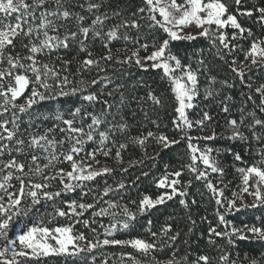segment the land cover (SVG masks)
Here are the masks:
<instances>
[{
    "label": "trees",
    "instance_id": "1",
    "mask_svg": "<svg viewBox=\"0 0 264 264\" xmlns=\"http://www.w3.org/2000/svg\"><path fill=\"white\" fill-rule=\"evenodd\" d=\"M92 2L101 5L99 10L88 11V0H63V7L83 15L85 26L90 25L96 15L107 12L108 18L104 20L103 32H107L117 24L133 20L139 24V28L121 27L120 38L113 40L110 44L116 59L113 61L101 60L99 68L92 66L88 70H80V61L86 57V53L79 51L78 44H72L69 49H60L58 52L52 53L51 56H41L40 59L55 63L57 67H62L61 62L56 59L57 55L63 57L64 60H70L71 63L67 65L68 72L65 73L72 81L69 88L87 86L88 91L75 96L38 103L29 113L21 116L19 135L20 138L27 141L29 134H42L51 128L54 129V133L49 135L54 134L57 139H61L65 134L59 132V127L65 126L54 119L55 114L59 112L66 119H71L70 112L81 105L87 112L94 113L102 119L103 123L99 126L98 131H105L111 125L121 123L127 124V128L123 132L114 129L109 140L103 146L99 144L98 134L95 135L94 140L86 143L83 146L84 151L80 153V157H85L88 163L92 164L93 169L108 168L111 170L110 173L86 182L82 190L77 189L74 192L63 194L54 201L37 205L38 211L34 210L27 218L22 215L15 217V223L9 229L8 236L10 239H14L17 230H23L22 225H31L34 220L42 218L44 225L49 228L72 224L74 225V234L83 233L86 239L93 240V242H95V238L101 241L104 239L132 240L139 238L155 242L157 249L146 256L129 245H106L75 257L42 256L27 261L18 258L21 260V264H132L127 260L129 254L135 257L138 264H155V261L167 264L173 258V254H175L176 264H195L200 255L209 256V264H222L219 258L225 254L229 257V264L231 262H235V264H264V240H259L248 231V227L251 226L264 228V204L258 203L256 207L247 204L240 205L243 174L238 171L239 168L259 164L261 157L258 153L264 149V126L257 125L253 130L249 128L256 119L264 121V111H261L262 97L256 91L257 88L264 85V61L252 65L251 58L245 59L252 42L264 40V23L259 22L260 13L255 11L256 8L264 7V0H241L240 5H236L234 0H222L228 6L229 13L236 15L238 22L244 28L250 29L252 33L251 36H248V33L245 32L243 38L237 36V39L232 40V34L236 30L227 27L223 32L228 36V49H224L218 40L216 46H213L212 39L216 36L213 33H210L209 37L198 35L195 40L179 39L170 42L169 50L180 59L181 65L190 66L198 75L199 94L193 101V107L186 110L187 118L193 126L187 128L181 125L182 131L173 124V120L178 117L174 111L177 104L171 92L168 78L163 77L162 69H153L150 64L147 66L143 64L141 67L134 62L125 64L117 62L130 56L131 52L136 49H139L141 57L147 56L153 51L151 45L154 42L167 38L166 33L159 26H152L153 22L149 19L152 13L138 12L139 8L146 7L144 0H92ZM45 7L55 8L56 5L50 0ZM245 10H252L253 15L251 17L241 15ZM117 12L119 15L114 14ZM38 15L39 12H37ZM156 15L159 19L158 13ZM36 23L39 21L37 20ZM56 24L65 26L60 28L61 34L65 28L76 31L78 27V22L75 19L56 20ZM124 34H127L128 40L123 39ZM89 37L86 44L93 52V58L99 59L106 54L102 41L99 38L92 39L91 33ZM23 42L27 43V39H24ZM16 43L15 51L22 55L26 54V49L21 47L19 38ZM143 43L149 45L147 51L140 47ZM117 49L120 51L117 52ZM201 59L205 62L203 66L199 63ZM233 60L236 61L234 66L244 70L243 82L231 71ZM176 72L181 74L180 69ZM104 76L109 77V80L102 81L95 86L89 84L91 80ZM210 77L215 78L211 84L209 83ZM81 80L85 82L84 85L79 84ZM206 89L212 93L207 99H205ZM88 92L97 93L101 102L89 105L83 101L82 95H86ZM149 92L158 96L162 103L156 105L149 100ZM102 101H107V104ZM225 107L228 108L227 112L224 111ZM205 112L211 119L204 121L202 125L197 124L196 121L202 119ZM3 118L5 117H0V119ZM76 119L75 126H81L80 117ZM230 120L237 121V127L243 136L247 137L246 140L230 139L234 130L229 124ZM90 122L91 117H87L83 121L85 125ZM253 131L260 135L259 141L254 138ZM149 132L154 134L153 137H147ZM161 134L167 136L169 140H178L179 143L165 148L155 139ZM137 137H147L143 147L135 142ZM209 137L214 138L209 139ZM189 143L197 149V152H193L188 147ZM121 144H124L125 147L120 148ZM66 147L67 144H65ZM100 147H103L105 151L110 149V154L105 156L102 152L97 151L95 160L86 157V153ZM209 148L212 149L210 153H207L209 159L218 169H222V172H212L199 159V155L206 153ZM117 150L120 151L119 158L116 156ZM235 153L240 154L241 161L235 160ZM12 155L17 156L16 153H12ZM193 155L197 157L195 163L192 160ZM7 159H9L7 154L0 157V160L6 161ZM17 159L23 161L25 157L20 155L17 156ZM260 166L264 167V165ZM56 168L68 171L70 163H58ZM192 168L197 171L193 172ZM200 171L206 172V178L196 179ZM175 172H180L181 175L179 177L169 175ZM47 174H54V169L47 170ZM2 175L3 173H0V176ZM166 175H168L169 181L179 180L180 183L176 187L178 191H184L186 195L183 197L177 195L171 200L166 199L162 205L141 214L138 211V204L144 195L154 199L162 193L171 191L168 187H157L159 180ZM209 182L222 195L210 190L206 186ZM11 183L13 187L9 189V192H15L18 182L13 179ZM50 183L52 188L47 189L48 191H56L61 187L57 180ZM121 183L124 184L123 188L119 187ZM105 187L112 189L107 196H103ZM250 191L253 192L254 187H250ZM83 193H87V195H83ZM262 193H264V188H262ZM0 195L3 193L0 192ZM101 197L103 198L101 199ZM180 199L186 201L187 207L179 203ZM217 199L221 201V204L216 203ZM71 200H76L78 203H91L95 207L85 211L80 217L57 216L52 219L47 215L54 213L53 204L63 209L65 203L62 202ZM107 201L115 202L118 205L115 209H109V213L121 214L114 217L112 215L95 216L94 213L98 212L100 208H108ZM4 202H7V198ZM230 202H234L235 206L232 207ZM125 206L130 212L136 214V219L130 222L129 228L120 229L118 227L112 236H105V229L112 223L126 219L121 212ZM24 207L25 205L22 204L21 208ZM218 214L224 216L226 223L220 222ZM50 219L51 223H48ZM86 219L89 220L87 227L83 224V220ZM77 220L81 222L77 223ZM165 226L171 227L168 236L179 234L174 242L169 241L168 236L162 234V229ZM210 228L228 234L232 233L233 229H240L250 238L239 240L235 235L210 236ZM152 232L157 233V236L153 237ZM210 239L215 243H209ZM230 239L233 241L231 244L229 243ZM164 242L171 244V247L164 246L161 251L159 249ZM79 243L84 244L82 241ZM5 244L6 240L0 237V249ZM122 254H124L123 261L121 260Z\"/></svg>",
    "mask_w": 264,
    "mask_h": 264
},
{
    "label": "snow or ice",
    "instance_id": "2",
    "mask_svg": "<svg viewBox=\"0 0 264 264\" xmlns=\"http://www.w3.org/2000/svg\"><path fill=\"white\" fill-rule=\"evenodd\" d=\"M49 2L50 0H30V2L29 0H0V117H5L0 119V157L5 154L9 157L6 161L0 160V165H2L0 173H3L0 176V192L3 193V195H0V237L6 240L5 246L0 249V264H21V260L18 258H23V260L27 261L42 256L75 257L81 253L91 252L99 246L106 245H129L146 256L150 255L151 252L157 249L155 242H148L139 238L132 240L104 239L102 241L95 238V242H93V240L86 239L83 233L74 234V225L72 224L49 228L44 225L42 218L34 220L31 225H22L23 230H17L14 239H10L8 236L9 229L15 223V217L22 215L27 218L34 210L38 211L37 205L54 201L63 194L74 192L77 189L82 190L86 182L110 173L111 170L108 168L93 169L92 164L88 163L85 157H80V153L84 151L83 146L86 143L94 140L95 135L98 134L99 144L103 146L109 140L110 134L114 129L123 132L127 128V124L121 123L113 124L105 131H98L99 126L103 123L102 119L94 113L87 112L84 106L81 105L70 112L71 119H66L59 112L55 114L54 119L65 126L59 127V132L65 134L63 138L57 139L54 134L50 136V133H54V129L51 128L42 134H29L27 141L20 138L21 116L29 113L35 105L43 101L58 100L62 97L75 96L78 93L82 94L88 91L87 86L69 88L72 81L69 75L65 73L68 72L67 65L71 63L70 60H64L63 57L57 55L56 59L62 65V67H57L55 63L40 59L41 56H51L52 53L58 52L60 49H69L72 44H78L79 51L86 53V57L80 61V70H88L92 66L99 68L101 60L113 61L116 59L110 44L113 40L120 38V28H139V24L133 20L117 24L108 29L107 32H103L102 26L104 20L108 18L107 12L96 15L91 24L85 26V17L64 8L63 0H51L52 3H55V8H46L45 5ZM234 2L236 5L241 4V0H234ZM144 4L146 7L139 8L138 12L144 13L147 11L152 13L149 16V19L153 22L152 26H159L166 33L167 38L154 42L151 45L153 51L147 56L141 57L139 49H136L131 52L130 56H126L123 60H118L117 62L121 64L134 62L141 67H143V64L151 62V68L162 69L163 77L168 78L171 92L177 104L174 111L178 114V117L173 120V124L181 131L183 130L181 125L191 128L193 124L188 120L185 110L193 107V101L199 94L198 75L190 66L181 65L180 59L169 50L170 42L179 39L195 40L196 36L191 34L184 36L179 34L183 28L191 25L202 29L199 33L200 36L209 37L210 32L213 31L211 26L215 25V31L219 32V35L213 37V46H216V41L218 40L224 49H228L227 33L220 32V29L226 26L235 29L236 31L233 32L231 37L232 40L237 39V36L243 38L245 32L248 33V36H251V30L244 28L238 22L237 16L229 13L228 6L222 0H182L179 3L178 0H144ZM81 7H84V5H81ZM100 7L99 3L88 0V11L99 10ZM255 11L260 13L259 22L264 23V7L256 8ZM37 12H39L38 16ZM157 13L160 17L159 19L157 18ZM114 14L119 15L118 12ZM241 15L251 17L253 11L245 10ZM70 19H75L78 22L77 30L71 31L65 28V31L61 34L60 28L65 26L57 25L56 20L66 21ZM37 20L39 23H36ZM205 25L209 27H205ZM90 33L92 39H101L103 48L106 50V54L99 59L93 58V52L89 50L86 44V41L90 38ZM18 38L21 47L26 49V54L22 55L15 51ZM24 39H27V43L23 42ZM123 39H129L127 34L123 35ZM140 47L147 51L149 45L143 43ZM119 51L117 49V52ZM249 58H251L252 65H257L260 61H264V40L252 42L250 49L245 55L246 60ZM199 63L202 66L205 64L202 59ZM234 65H236L235 60L232 61L231 71L239 76L243 82L244 70ZM178 69L181 70L179 75L176 74ZM107 80H109V77L104 76L100 77V79L91 80L89 84L95 86ZM214 81V77L209 78L210 84ZM84 83L83 80L79 82L80 85H84ZM256 91L261 94V111H264V85L257 88ZM211 94V91L206 89L205 99ZM108 95H111V93H108ZM148 99L156 105L162 103L161 99L151 92L148 94ZM82 100L89 105L101 102L95 92H88V94L82 95ZM102 102L107 104V101ZM108 107L110 108L111 105L109 104ZM224 111L227 112L228 108L225 107ZM77 117H80L81 126L79 127L75 126ZM87 117H91V122L85 125L83 121ZM210 119L209 114L205 112L202 119L197 120L196 123L202 125L204 121ZM229 124L234 129L230 139H247L239 131L236 120H230ZM257 125L264 126V121L256 119L249 126L250 130H253ZM153 135V133L149 132L147 137H153ZM253 136L257 141L261 139L260 135L256 134L255 131H253ZM147 137H137L135 142L143 147ZM211 138L214 137H209V139ZM155 139L165 148L179 143L178 140H169L163 134L155 137ZM65 144H67L66 148ZM124 147V144L120 145V148ZM188 147L193 152L197 151L191 143H189ZM97 151L102 152L105 156L110 154V149L105 151L103 147H100L86 153V157L95 160ZM211 151L212 149H207V152L202 153L199 159L212 172H222V169H218L209 159L207 153ZM12 153H16L17 156L22 155L25 159L23 161L18 160L17 156H13ZM258 154L261 157L259 164L239 168L238 171L243 174L242 179L245 185L243 191L247 192L249 186L254 187V191L250 195L255 196L256 201L260 204H264V193H262V188H264V167L260 166L264 165V149ZM116 156L120 157L119 150H117ZM234 157L237 161L242 160L239 153H235ZM192 160L195 163L197 157L193 155ZM41 161H44V163H41ZM64 162L70 163V170L66 171L63 168H56L58 163ZM49 169H54V174H47ZM192 171L196 172L197 169L192 168ZM145 175L147 174L145 173ZM169 175L179 177L181 173L175 172ZM201 178H206V172L200 171L198 173L196 179L199 180ZM252 178L254 179L250 185L249 182ZM13 179L18 182V186L15 192H9V189L13 187L11 183ZM53 180H57L61 187L56 191H48L47 189L52 188L50 182ZM179 183L180 181L176 179L169 181L168 175L160 179L157 187H168L171 191L162 193L154 199L144 195L139 201L138 211L143 214L158 205H162L166 199L171 200L174 196L183 197L186 195L184 191H178L176 185ZM206 186L214 193L222 195V193L217 192L211 182L207 183ZM119 187L123 188L124 184L121 183ZM111 190L110 187H105L103 196H107ZM83 195H87V193H83ZM5 198H7L6 203L4 202ZM29 200L30 203H28ZM62 203H65V208L62 209L53 204L54 213H48L47 215L52 219L57 216L80 217L83 216L85 211L95 207L94 204L78 203L76 200ZM106 203L108 208H100L98 212L94 213L95 216L112 215L114 217L121 214L117 212L109 213V209H115L118 205L112 201H107ZM133 203L136 202L133 201ZM179 203L187 207L184 199H180ZM216 203L219 205L221 201L217 199ZM22 204L25 205L24 208H21ZM230 204L232 207L235 206L234 202H230ZM252 206L256 207L258 205L253 204ZM121 212L126 219L112 223L105 229V236H112L118 227L120 229L129 228L130 222L136 219V214L130 212L126 206L121 209ZM219 220L221 223H226L223 215H219ZM76 222L79 223L81 221L77 220ZM48 223H51V219ZM83 224L87 227L89 220H83ZM170 231L171 227L165 226L162 229V234L168 236ZM248 231L259 240H264V228L251 226L248 227ZM151 234L153 237L157 236L155 232ZM178 235L177 233V235L168 236V240L174 242ZM209 235L218 237L235 235L239 240L250 238L243 234L240 229H233L232 233L228 234L218 232L215 228H210ZM52 241L55 243H52ZM81 241L84 242L83 245L79 243ZM209 243L214 244L215 241L210 239ZM229 243L231 244L233 241L230 239ZM164 246L171 247V244L164 242L159 250L162 251ZM209 259L207 255H200L197 257L195 264H200V262L209 264ZM219 259L222 264H229V257L226 254L221 255ZM121 260H124V254L121 255ZM127 260L131 261L132 264H138L135 257L130 254L127 255ZM153 260L155 261L154 257ZM155 264H160V262L155 261ZM167 264H176L175 254H173V258ZM231 264H235V262H231Z\"/></svg>",
    "mask_w": 264,
    "mask_h": 264
},
{
    "label": "rangeland",
    "instance_id": "3",
    "mask_svg": "<svg viewBox=\"0 0 264 264\" xmlns=\"http://www.w3.org/2000/svg\"><path fill=\"white\" fill-rule=\"evenodd\" d=\"M179 2H182V0H178V3H179ZM205 27H209V26L205 25ZM227 27H230V26H226L225 28L220 29V32H223ZM211 28L213 29V31L210 32V33H213V34H215V35H219V32H216V31H215V29H216V26H215V25H212ZM178 31H179V30H178ZM201 31H202V29L196 28L194 25H191V26H188V27L183 28V30L180 31L179 34H180L181 36H184V35H187V34H191V35H193V36H198L199 33H200ZM260 62H263V61H260ZM150 63H151V62L145 63L144 66H147V65H149ZM176 74L179 75L180 73L178 74V73L176 72ZM186 110H187V109H186ZM186 110H185V111H186ZM196 152H197V151H196ZM200 155H201V154H200ZM200 155H199V156H200ZM253 179H254V178L250 179L251 184H252V180H253ZM249 183H250V182H249ZM251 184H250V185H251ZM244 187H245V185L242 184V196H241V200H240V205H242V204H247V205L258 204L259 202L256 201L255 196L250 195V193H251V191H250V187H251V186L248 187V191H247V192L243 191ZM52 243H55V242L52 241Z\"/></svg>",
    "mask_w": 264,
    "mask_h": 264
}]
</instances>
